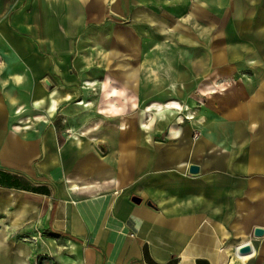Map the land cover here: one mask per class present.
<instances>
[{
	"label": "crops",
	"instance_id": "obj_1",
	"mask_svg": "<svg viewBox=\"0 0 264 264\" xmlns=\"http://www.w3.org/2000/svg\"><path fill=\"white\" fill-rule=\"evenodd\" d=\"M172 17L195 24L172 28ZM117 19L127 25L117 30ZM101 33L115 34L110 50L124 33L152 42L161 34L156 64L167 69L149 65L144 76L180 109L155 100L142 109L153 121H134L141 96L128 87L138 89L142 74L125 62L116 74L124 81L84 78ZM101 60L109 65V53ZM240 60L258 64L257 84L217 89ZM188 66L207 87L198 113L183 101ZM97 81L104 104L94 108ZM256 227L264 228V0H0V264H264Z\"/></svg>",
	"mask_w": 264,
	"mask_h": 264
},
{
	"label": "rangeland",
	"instance_id": "obj_2",
	"mask_svg": "<svg viewBox=\"0 0 264 264\" xmlns=\"http://www.w3.org/2000/svg\"><path fill=\"white\" fill-rule=\"evenodd\" d=\"M124 21V22H122ZM177 23H180L182 25H187V26H193L195 24L194 20L192 21L191 18H185V17H172L170 19V21L168 23H166L167 25H169L170 27H174ZM114 24H116V29L119 30L122 28H124L127 23L125 22V19H117L116 22L112 23L111 25L113 26ZM204 24L205 21H204ZM103 28H101L100 30H102ZM107 29L112 30L113 27H111L108 24ZM174 34V33H173ZM93 38L94 37H98L100 38V44H99V50H88L86 51L88 56H92V58L97 57V59H95L94 61V65H88V66H83L81 67V74H83V77H87V78H92V77H99V78H103L105 74H114L115 76H118L116 74H118V69L120 67V63L125 62L126 65V71H134V69H138L140 70L142 76L139 80V85L140 87H138V89H134L133 87H128V89L130 91H132L133 93H139V95L141 96V99L139 98H135L134 97V121L137 120H144L147 122L153 121V119H151V116L143 113L142 109L145 108V106L151 104V102L155 101V100H160L161 103H165L171 100V102L174 101L173 95H165L162 96V82L161 85H159L160 83H156V82H151L148 81L146 79V77L144 76L145 70L147 66H154L158 69V72L160 75L164 74V70L167 69V67H163L160 65H157L156 63H158L159 61L162 63V58L158 56L157 52L155 51V46L158 44H163V36L160 35H156V40L154 42L151 41V38L153 37V35H147V34H141V35H134V34H122V40L123 43L122 45H120L121 47H117V49L114 50H110L109 49V45H110V41H114L115 40V34H111L108 33V35H104L101 33L100 34H94L92 35ZM168 37V39H165L166 43L168 42V40L170 39L169 42H171V45H173V43H177L175 41H177L179 35L176 33L174 34V36L170 35V38L168 35H166ZM190 36V35H189ZM104 37L107 40V49L105 48L104 44L102 43V39H104ZM210 40V39H209ZM204 42H206V38L204 36ZM147 43V45H146ZM152 44V45H151ZM144 45V47H143ZM147 46V47H146ZM168 46V43H167ZM150 47V49H148ZM99 51V55L97 54V52ZM151 52L153 54H151ZM167 52H169V50L167 49ZM178 52V51H176ZM173 50H170L169 54L167 53V55L173 59L174 57H178L177 53ZM187 52H191L190 50ZM194 52V51H192ZM109 53V58L111 59L109 61V65H105L104 61L101 60L102 57H104V54ZM209 54V51H208ZM108 59V57H107ZM107 62V61H106ZM108 63V62H107ZM79 68V67H78ZM169 70L171 69V71L173 73H176L177 70H179V66L178 65H171L168 67ZM187 72L190 74H192V88L188 87V92L186 93V96L184 97V104L188 105V108L190 110H193L195 112H199L202 108V106L204 105V99L202 98L203 94L200 93L201 90H205L207 89V87H203L202 84H206L204 81H202L204 78L202 77L203 75H196V73L194 71H192V69H190V67H187ZM258 72H260V67L258 66V64L252 63L249 64V62L247 60H240L239 62H237V65L235 66V70L232 76H226V77H220L221 79H218L217 81V89H223L226 88L227 86L231 85L234 80H239V81H244L246 82V84H249L250 87H254L257 83L254 82V77L256 76V74H258ZM119 78V76H118ZM119 79H122L124 81V76L122 75ZM253 79V80H252ZM203 82V83H202ZM123 83V82H122ZM184 84V83H183ZM190 84V85H191ZM215 85V84H214ZM177 86H179V84L177 83ZM89 88L91 89L89 96H93L94 99V108H99V106L101 104H104V99H103V92H104V87L101 81H97L96 84H94V86L91 88L89 86ZM139 90V91H138ZM199 92V96L197 95V100L195 103L194 100L195 99H191L193 97V95H195V92ZM120 100V99H119ZM141 100V101H140ZM173 100V101H172ZM176 100H179L178 98ZM129 99H123L121 104H125L128 105L127 102H129ZM140 104V108H137L136 103ZM150 108V107H147ZM187 108V109H188ZM101 109V108H100ZM120 109V108H119ZM136 109V110H135ZM125 110V109H124ZM186 111V114L187 112ZM156 112H154V114L152 115L153 118L154 116H156L155 114ZM123 114V113H122ZM112 115L113 114H109ZM115 115V114H114ZM131 115V114H129ZM97 116V114L95 115ZM178 116V115H177ZM175 121H177V119H175Z\"/></svg>",
	"mask_w": 264,
	"mask_h": 264
},
{
	"label": "water",
	"instance_id": "obj_3",
	"mask_svg": "<svg viewBox=\"0 0 264 264\" xmlns=\"http://www.w3.org/2000/svg\"><path fill=\"white\" fill-rule=\"evenodd\" d=\"M47 83H49V81H47ZM199 170H200V167L197 164H191L189 167V172L191 174H197L199 172ZM263 235H264V228L256 227L254 229V236L255 237H262ZM246 251H249L248 247H245L242 249V252H246Z\"/></svg>",
	"mask_w": 264,
	"mask_h": 264
},
{
	"label": "bare ground",
	"instance_id": "obj_4",
	"mask_svg": "<svg viewBox=\"0 0 264 264\" xmlns=\"http://www.w3.org/2000/svg\"><path fill=\"white\" fill-rule=\"evenodd\" d=\"M83 103H84V102H83ZM168 106H169L170 108H174V109H176V110H179V109H180V105H179V103H178L177 100H174L173 102L168 103Z\"/></svg>",
	"mask_w": 264,
	"mask_h": 264
}]
</instances>
